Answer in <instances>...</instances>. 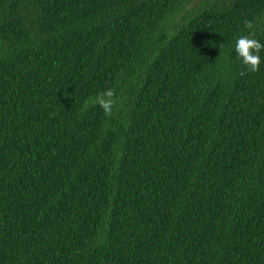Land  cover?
Wrapping results in <instances>:
<instances>
[{"label":"trees","instance_id":"16d2710c","mask_svg":"<svg viewBox=\"0 0 264 264\" xmlns=\"http://www.w3.org/2000/svg\"><path fill=\"white\" fill-rule=\"evenodd\" d=\"M246 19L264 43V0H0V264H264Z\"/></svg>","mask_w":264,"mask_h":264},{"label":"clouds","instance_id":"9594fccd","mask_svg":"<svg viewBox=\"0 0 264 264\" xmlns=\"http://www.w3.org/2000/svg\"><path fill=\"white\" fill-rule=\"evenodd\" d=\"M244 27L251 30L248 35H242L235 40L234 50L248 72H258L261 65V50H264V43L255 37L254 24L250 20L244 21ZM245 73H241L244 75ZM115 89L109 88L92 98V103L98 105L106 117L113 114L116 106Z\"/></svg>","mask_w":264,"mask_h":264}]
</instances>
